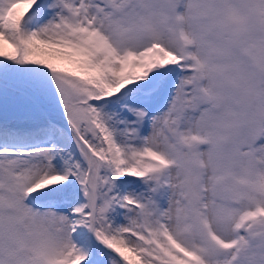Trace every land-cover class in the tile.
Returning <instances> with one entry per match:
<instances>
[{
    "label": "snow or ice",
    "instance_id": "obj_1",
    "mask_svg": "<svg viewBox=\"0 0 264 264\" xmlns=\"http://www.w3.org/2000/svg\"><path fill=\"white\" fill-rule=\"evenodd\" d=\"M0 264H264V0H0Z\"/></svg>",
    "mask_w": 264,
    "mask_h": 264
}]
</instances>
